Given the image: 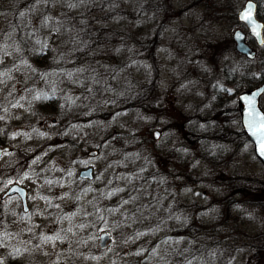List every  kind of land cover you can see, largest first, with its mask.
<instances>
[{"label": "rangeland", "instance_id": "rangeland-1", "mask_svg": "<svg viewBox=\"0 0 264 264\" xmlns=\"http://www.w3.org/2000/svg\"><path fill=\"white\" fill-rule=\"evenodd\" d=\"M246 1L0 0V144L12 148L0 196L18 179L31 206L5 202L0 264H264V165L239 137L240 87L226 83L235 94L213 116L226 65L242 73L233 32L248 33L237 17ZM248 41L255 87L264 47ZM138 83L152 86L147 101ZM211 109L208 138L181 157L190 145L174 121ZM86 166L92 182L79 178Z\"/></svg>", "mask_w": 264, "mask_h": 264}, {"label": "water", "instance_id": "water-1", "mask_svg": "<svg viewBox=\"0 0 264 264\" xmlns=\"http://www.w3.org/2000/svg\"><path fill=\"white\" fill-rule=\"evenodd\" d=\"M249 5L251 6V21L242 18V15L248 11ZM257 3L253 0H248L245 3L244 8L239 12L238 19L244 23L251 36L256 40L259 46L264 44V22L260 21L256 15ZM256 29L259 35L253 31ZM233 39L235 41V46L238 52L244 54L247 58L253 60L256 57V51L246 42V32L238 28L233 33ZM264 94V83L260 86L242 91L238 94V105L241 114V122L243 129L245 130L250 141L254 145L255 155L260 159L264 165V154H261L259 148L260 143L264 141V110L261 107V97ZM155 137H159V132H155ZM10 148L0 147V153L3 151H8ZM97 154L96 150L90 152V155L95 156ZM80 178L92 181L94 179L93 168L89 167L81 170L79 173ZM18 194L21 197L24 211H28V200H27V190L20 185H13L5 193L4 197L7 195ZM110 239L109 233H102L100 235V247L105 248L107 242Z\"/></svg>", "mask_w": 264, "mask_h": 264}, {"label": "trees", "instance_id": "trees-1", "mask_svg": "<svg viewBox=\"0 0 264 264\" xmlns=\"http://www.w3.org/2000/svg\"><path fill=\"white\" fill-rule=\"evenodd\" d=\"M161 30H162V28H161ZM159 37H160V31L157 33V34H155V36H154V38H153V42H156V40L157 39H159ZM150 41L152 40V38H150L149 39ZM234 42V41H233ZM110 43H113V41H102L101 43H100V46H106V45H110ZM127 43H131V40H129ZM126 43V44H127ZM135 43V42H134ZM134 43H133V47L135 48V46H134ZM120 44V43H119ZM125 44V45H126ZM89 45V44H88ZM121 45V44H120ZM85 46V45H84ZM83 46V47H84ZM222 47V46H221ZM264 47V46H263ZM262 47V48H263ZM61 48L62 47H60V50H61ZM94 49L95 48V46L94 45H89V47H87L86 46V50L87 49ZM85 52H87V51H84V53ZM118 52V53H117ZM119 52H121V51H115V53H116V56H121V55H119ZM121 53H123V52H121ZM122 55H125V54H122ZM128 55V56H127ZM126 56L128 57V58H130L131 59V56H129V54H127ZM237 55H239V54H237ZM146 56H143V58H145ZM120 59H122V58H120ZM243 60V62H241V63H239L240 64V66L243 68L241 71H242V73H239L238 71H236V68H229V67H231L230 66V64L228 63V66L226 65V67H225V70H226V73H225V77H224V80H225V83H224V81H223V83L220 85V87H219V89H218V91L216 92V96L214 97V99H213V101H214V103H217L219 106H222V107H220L218 110H217V112H218V114H213L211 111H213L212 109L211 110H209V114L206 116V117H203V119H205V122L203 123L201 120H200V118H202V117H199V115L197 114H193V115H190L189 116V118H186V117H184L183 119H181L182 121L181 122H179L178 121V123L176 122V121H174V123H173V127L175 128V130L176 131H178V132H180L179 134H181V131H185L186 130V134H185V140H186V142H188L189 143V145L190 146H187L186 148H185V145H182V146H180L181 148H179V149H177L176 148V150H177V152L181 155V157H184V156H186L187 154L188 155H190V153H189V151H192L191 149V147H193L194 149H195V146H196V144L198 145L199 144V142L201 141V142H203L204 141V139H207L208 138V136H209V134H210V132L212 131V129H213V127H212V125H213V121L212 122H210V119H211V117H210V114L212 115L213 114V116H219L222 112H223V106L225 107L224 108V110H226L227 108H228V105L226 104L228 101H229V99L230 98H232L233 96H234V94L235 93H233V94H230V93H228V91H227V85H226V83H233V84H236L237 85V87H240V89H239V92H241V91H243V90H247V89H250V88H252L253 87V85L252 84H255V82H257V80L256 79H254L255 77L253 76V74H252V71H251V66L253 65V62L254 61H250V60H247V59H245V57H244V59H242ZM131 61H132V59H131ZM139 61V60H138ZM138 61H137V63L136 64H138ZM240 62V61H239ZM129 63H130V60H129ZM60 66V62H58L57 63V67H59ZM70 67V66H69ZM111 70V69H110ZM126 69H123V70H121V71H125ZM73 71V72H72ZM75 71H77L76 70V68H73V67H71V72H72V74L75 72ZM113 72H117V70H113ZM130 72V71H129ZM68 73H70V68H69V71H68ZM134 74H136V72H133L132 71V73L130 74V73H127V75L126 74H123L122 76L124 77V76H133ZM137 75V74H136ZM83 77H85V76H83ZM78 79H79V77H78ZM241 79H243V80H241ZM247 79V80H246ZM245 80H246V83H245ZM139 82V81H138ZM138 84H140L139 86L140 87H138V92H136V99L138 100V101H141V102H143V101H147L148 99H149V96H150V94H149V92H150V89L152 88V86L151 85H149L148 83L147 84H145V83H138ZM225 85V86H224ZM223 87V88H222ZM220 90H221V92H220ZM230 94V95H229ZM231 96V97H230ZM136 100V101H137ZM217 105V106H218ZM233 111H235L236 113H237V115H239V109H238V105H236L235 106V108H234V110ZM180 116H181V118L183 117L181 114H180ZM179 116V117H180ZM176 119H177V117H175ZM186 125V126H185ZM187 126H188V128H187ZM187 128V129H186ZM220 130H223L224 131V133H229L228 132V130H227V128H221V129H219V131ZM226 130H227V132H226ZM217 131H218V129H217ZM181 135H184V133H182ZM239 137H242L244 140H246V141H249V139H248V137H247V135H246V133L244 132V130L242 129L240 132H239ZM197 141V142H196ZM200 142V143H201ZM196 143V144H195ZM202 148H209L208 146H205V145H202L201 146ZM165 152L168 154V156H170V154H172V151L170 152V149H169V147H166V150H165ZM180 155L178 156L179 158H180ZM174 156V155H173ZM261 203H259L258 205H260ZM261 207H262V209H263V211H264V203H262L261 204ZM230 215V211L228 212L227 211V214L225 215V217H228ZM194 224H196V223H194ZM194 224H189L186 228L188 229V230H185V233L186 234H188L189 236H192V234L190 233L191 232V230L193 229V227H194ZM203 230H206V228H202ZM184 230V229H183ZM197 231H199V233L201 234V231H200V228L198 227V230ZM214 235V234H213ZM212 235V236H213ZM261 245H263L262 247H261V250H262V253H264V242H263V244H261ZM201 251V250H200ZM199 251V252H200ZM186 252V251H185ZM196 255H200V254H196ZM181 257V256H180ZM125 264V263H124Z\"/></svg>", "mask_w": 264, "mask_h": 264}, {"label": "flooded vegetation", "instance_id": "flooded-vegetation-1", "mask_svg": "<svg viewBox=\"0 0 264 264\" xmlns=\"http://www.w3.org/2000/svg\"><path fill=\"white\" fill-rule=\"evenodd\" d=\"M248 38L250 39V42L252 41V42H255V40H253V38H252V36H250V35H248L247 36V41H248ZM249 42V41H248ZM53 122H55V119H53ZM0 146H2L1 144H0ZM6 146V145H5ZM3 147V146H2ZM12 151V148L10 147V149L8 150V151H3V152H1L0 153V159H1V157L3 156V154L4 153H8V152H11ZM97 151V150H96ZM98 152V151H97ZM17 153V152H16ZM21 156L20 155H18V157L17 158H20ZM17 163L19 164V163H25V161L24 160H17ZM17 165V164H16ZM86 167H88V166H86ZM12 167H9V168H7V169H11ZM7 169H4L3 170V174L7 171ZM1 171V170H0ZM15 172H16V175H18L19 176V174H18V171H17V169H16V167H15ZM0 182H2V181H0ZM13 185H20V186H22V187H24V188H26V190H27V200H28V207H29V210L26 212V211H24V207H23V204H22V200H21V197L18 195V194H12V195H7L6 197H4V195H5V193L10 189V187H12ZM3 186H4V184H3ZM4 190H3V192L1 193V196H0V217H3V219L2 220H6L7 218H10V216H11V214H9L8 215V213H6V209H5V207L7 206V204L5 203L7 200H9V199H12V198H16V199H18V201H20V203H21V208H22V211H23V213L25 214V215H27V214H29L30 212H31V206H30V200H29V191H28V188L26 187V186H24L23 184H21L20 183V181L18 180V179H16V180H14L12 183H11V185H9L8 187H4L3 188ZM99 236H100V234H99Z\"/></svg>", "mask_w": 264, "mask_h": 264}, {"label": "snow or ice", "instance_id": "snow-or-ice-1", "mask_svg": "<svg viewBox=\"0 0 264 264\" xmlns=\"http://www.w3.org/2000/svg\"><path fill=\"white\" fill-rule=\"evenodd\" d=\"M242 18L248 21H251V6L249 5L248 11H246L243 15ZM254 32H256L257 35H259V32L256 31V29H253ZM261 154H264V141L260 143V148H259ZM101 231H104V229H101ZM48 239H52L49 237Z\"/></svg>", "mask_w": 264, "mask_h": 264}]
</instances>
